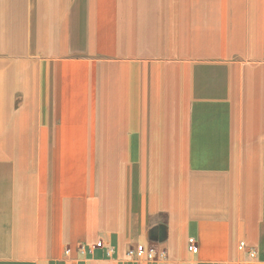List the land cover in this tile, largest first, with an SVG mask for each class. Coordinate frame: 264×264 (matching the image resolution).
<instances>
[{"label": "rangeland", "instance_id": "1", "mask_svg": "<svg viewBox=\"0 0 264 264\" xmlns=\"http://www.w3.org/2000/svg\"><path fill=\"white\" fill-rule=\"evenodd\" d=\"M161 3L144 37L91 40L92 54L80 40L66 54L76 118L34 112L0 128L5 258L50 264L63 242L86 239L105 199L120 204L188 144H264V7L208 16L201 0Z\"/></svg>", "mask_w": 264, "mask_h": 264}, {"label": "crops", "instance_id": "2", "mask_svg": "<svg viewBox=\"0 0 264 264\" xmlns=\"http://www.w3.org/2000/svg\"><path fill=\"white\" fill-rule=\"evenodd\" d=\"M168 1L169 7L172 1L176 6V0ZM201 1L209 8L208 16H255L264 7V0ZM161 2L0 0V128H18L22 124L16 120L34 112L76 118L80 103L75 80L70 86L66 82V54L82 53L80 40H89L90 48L84 53L92 54L96 42L92 45L91 40L144 37L146 24L161 15ZM185 147L164 156L153 179L146 178L145 169L120 204L105 199L86 239L63 242L50 264H66L65 246L88 245L98 239L114 248L116 258L129 245L151 243L180 264L242 263L246 254L237 249L242 244L255 248L256 264H264V144ZM159 215L164 219L159 220ZM76 236L83 238L80 233ZM189 239L196 243V253L188 251ZM1 252L0 264H17L3 256L10 250ZM87 257L88 264H116L102 259L99 249Z\"/></svg>", "mask_w": 264, "mask_h": 264}, {"label": "built area", "instance_id": "3", "mask_svg": "<svg viewBox=\"0 0 264 264\" xmlns=\"http://www.w3.org/2000/svg\"><path fill=\"white\" fill-rule=\"evenodd\" d=\"M101 250L102 259L113 260L116 264H180L169 259L165 249L158 248L155 244L147 245H129L122 257H114L115 250L112 246L106 244L101 239L94 243L84 245L79 244L75 247L65 246L63 249V260L66 264H88L89 258L87 254L95 250ZM187 249L191 253L197 252V245L193 239H189ZM237 249L246 254L245 260L242 263L225 262L215 264H256L257 250L255 248H247L242 244L237 246ZM52 264H58L54 262Z\"/></svg>", "mask_w": 264, "mask_h": 264}]
</instances>
